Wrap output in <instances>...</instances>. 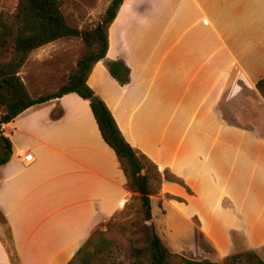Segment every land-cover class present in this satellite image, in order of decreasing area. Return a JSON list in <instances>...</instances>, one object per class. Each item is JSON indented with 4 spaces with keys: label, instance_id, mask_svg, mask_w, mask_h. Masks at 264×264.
Here are the masks:
<instances>
[{
    "label": "crops",
    "instance_id": "obj_1",
    "mask_svg": "<svg viewBox=\"0 0 264 264\" xmlns=\"http://www.w3.org/2000/svg\"><path fill=\"white\" fill-rule=\"evenodd\" d=\"M153 4L152 0H124L108 30L106 59L94 65L87 83L110 109L134 150L162 172L169 170L182 179L194 195L169 181L163 182L162 190L189 203L198 199V187L202 188V180L195 178L192 182L187 174L196 173L199 179L202 167L194 169L192 153L211 134L204 127L216 125L213 144L224 131L228 142L235 143L236 157L264 162V99L256 88L263 77H253L264 69V27L259 34L243 35L241 41L228 31L220 34L219 23L211 30L217 36L213 42L207 41L211 35L208 31H196L193 39L184 42L183 58H173L170 63V76L179 79L183 89L157 93L154 87L164 58L178 42L170 44L157 60L150 43L156 25L152 27L143 19ZM202 20L203 14L182 36ZM115 23L118 39L113 41L109 31ZM60 40L34 50L31 60L52 58L67 49ZM114 47L116 53L111 57ZM118 60L130 68V81L110 91L102 81L106 62ZM143 108L144 114L138 116ZM155 111L167 113L163 127L156 126L151 115ZM179 112L181 120L166 139ZM158 127L162 132L156 139ZM194 129L197 135L183 152ZM1 131L12 143V156L0 166V211L18 264H68L94 231L118 215L134 196L116 153L102 138L89 101L75 93L29 108L11 123L3 124ZM28 154L31 161H26ZM207 155L210 148L205 159ZM210 182L204 183L209 190ZM1 231L0 227V264H12L3 239L6 235ZM231 232L245 234L234 228L227 233L229 239ZM210 237L217 238L214 234ZM248 243L258 250L253 240Z\"/></svg>",
    "mask_w": 264,
    "mask_h": 264
},
{
    "label": "rangeland",
    "instance_id": "obj_2",
    "mask_svg": "<svg viewBox=\"0 0 264 264\" xmlns=\"http://www.w3.org/2000/svg\"><path fill=\"white\" fill-rule=\"evenodd\" d=\"M61 1L62 11L68 24L79 29H92L99 24L111 2V0ZM139 1L143 3L145 0ZM152 1L154 3L152 10L148 17L144 15L143 19H145L144 21L148 20L152 27L156 25L150 36V43L154 45L157 60L167 52L170 44L178 42L175 49L164 58L160 75L155 82L154 91L157 93L176 92L183 89L180 80L170 76V63L173 58H178V60L179 57L183 58L181 54L184 51V42L193 39L196 31H200L202 28L204 31H208L211 35L207 41L213 42L217 36H213L214 32L211 30H215L214 26L217 23H219L220 34L225 35L224 32L228 31L231 35H236L237 38L243 37V35L248 36L255 31H259V34L260 29L264 27V0ZM17 3L18 0H0V14L2 12L12 14ZM201 14L207 23L204 20L200 21L194 29L182 36L188 26L196 19L201 18ZM117 27L115 23L109 31L113 41L118 39ZM241 40L240 38L239 41ZM60 41L66 45L67 49H62L55 57L37 62L31 60V52L21 68L20 76L32 97L56 92L67 82L69 75L75 70L74 68L77 66L75 60L79 61L86 51V44L80 38H63ZM115 53L116 47L112 49L111 57ZM76 57L77 59L74 60ZM107 62L105 77L102 78L104 86L110 91L113 88L119 89L118 85L120 84L111 78ZM262 67L264 68V65ZM253 77L255 79L264 78V69ZM98 88L100 87L98 86ZM173 98L177 99L176 95H173ZM144 111L145 108L140 110L137 115L144 114ZM3 112L4 108L0 106V116ZM181 114V112L177 114L176 121L170 127L166 139L169 138L175 124L177 125L181 120ZM151 115L156 121V126H164L167 113L155 111ZM161 130V127H158L156 139L161 137ZM196 130L191 132V140L183 152L191 147L192 139L197 135ZM204 130L211 134L204 137L200 149L192 153L196 159L194 169L199 171L202 167L199 179L196 177V173L187 174L192 182L195 178L202 180V188L198 187V199H192L189 203L182 199L180 202L176 199L179 197L169 194L161 188L159 192L151 196L152 220L146 221L141 196L131 191L134 196L129 199L124 209L96 229L106 234L105 237L111 242L109 249L113 248L115 256L123 264H128L127 253L133 245H145L147 225L154 227L158 236L172 253L189 259L222 262L225 257L245 250H255L264 259V166L262 167L264 162L259 163L253 159L245 158L243 155L236 157L235 143L228 142L227 134L224 131L213 144L212 136L217 130L216 125L210 128L204 127ZM2 147L3 141L0 134V150ZM209 148L210 155H207L205 159ZM143 163L145 164L144 172L153 174L154 167L146 161ZM252 173L254 177L251 181ZM206 180L207 182L211 181L210 190L204 184ZM151 182L154 187L157 185L155 179L151 178ZM180 187L183 186L180 185ZM188 194L190 193L188 192ZM190 195H194L192 190ZM200 217L203 218L205 225L201 222ZM1 228L2 235L7 237L8 231L5 227ZM234 228L243 231L249 240L245 234L240 232H231L230 239L227 238L228 231H232ZM210 234L212 236L214 234L217 238H211ZM252 240L259 251L249 247L248 241ZM217 241L221 244L220 247H217Z\"/></svg>",
    "mask_w": 264,
    "mask_h": 264
},
{
    "label": "trees",
    "instance_id": "obj_3",
    "mask_svg": "<svg viewBox=\"0 0 264 264\" xmlns=\"http://www.w3.org/2000/svg\"><path fill=\"white\" fill-rule=\"evenodd\" d=\"M123 2L124 0H111L103 19L92 29L70 26L63 14L61 0H18L12 14H0V106L4 108L0 116V134L3 124L11 123L29 108L67 94H77L89 101L102 138L116 153L129 189L141 196L146 221H151V196L161 190L164 181L179 184L190 194L191 189L169 170L161 172L150 159L134 150L120 131L110 109L87 83L94 65L106 58L109 47L108 30ZM63 38L82 39L86 44V51L63 86L54 93L33 98L20 76V70L31 52ZM107 66L111 76L120 85L128 84L131 73L128 66L119 60L108 61ZM256 87L264 99V78L257 81ZM94 96L98 97L99 104L90 101ZM1 139L3 147L0 150V166H3L12 156V143L2 135ZM142 160L154 167L153 174L144 172L145 164ZM151 178L157 183L155 187ZM176 199L182 202V199ZM0 227H6L9 232L1 211ZM146 228V243L130 248L126 257L128 264H264V259L255 250L229 255L222 262L189 259L172 253L152 225H147ZM105 235L95 230L68 264H123L115 256L113 248L109 249L111 242ZM3 239L10 251L12 264H18L11 235Z\"/></svg>",
    "mask_w": 264,
    "mask_h": 264
},
{
    "label": "water",
    "instance_id": "obj_4",
    "mask_svg": "<svg viewBox=\"0 0 264 264\" xmlns=\"http://www.w3.org/2000/svg\"><path fill=\"white\" fill-rule=\"evenodd\" d=\"M90 101L93 103H96V104H99V102H100L98 97H96V96L92 97Z\"/></svg>",
    "mask_w": 264,
    "mask_h": 264
},
{
    "label": "built area",
    "instance_id": "obj_5",
    "mask_svg": "<svg viewBox=\"0 0 264 264\" xmlns=\"http://www.w3.org/2000/svg\"><path fill=\"white\" fill-rule=\"evenodd\" d=\"M26 161H31L32 160V155L31 154H28L26 155Z\"/></svg>",
    "mask_w": 264,
    "mask_h": 264
}]
</instances>
